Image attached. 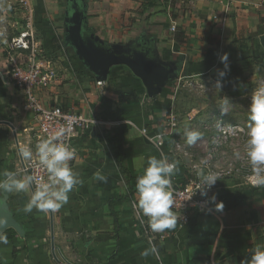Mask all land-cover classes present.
<instances>
[{
	"label": "crops",
	"instance_id": "obj_1",
	"mask_svg": "<svg viewBox=\"0 0 264 264\" xmlns=\"http://www.w3.org/2000/svg\"><path fill=\"white\" fill-rule=\"evenodd\" d=\"M3 1H0V17L10 14L12 27L19 30L20 15L25 10L17 5V0H7L13 3L10 12ZM64 1L62 14L60 0H30L36 30L58 69L57 78L40 93L41 98L47 105L90 112L105 123L96 131L78 137V157L70 167L79 174L82 184L69 193L68 203L59 210L50 211L47 216L32 214L24 210L28 194L0 192V200L22 229L7 244L0 243V264H80L79 260L85 264L247 262L254 248H264V186H251L238 177L221 180L214 200L215 205L219 202L224 205L222 210H217L218 217H191L188 222H181L180 214L173 210L177 226L164 233L147 234L132 205L137 199V177L143 174L149 157L166 154L165 148H157L141 130L165 129L171 108L182 103V80L207 79L216 85L218 79L222 83L234 77L244 80L249 70L254 72L250 80L255 81L259 71H264V0H244L228 13L221 0ZM70 2L71 13L82 11L84 40L96 46H137L159 61L174 64L173 77L162 91L150 97L141 80L127 66L113 70L106 80L100 81L78 55L75 58L68 54L66 49L71 44L66 39L62 43L60 35H66L65 13ZM173 25L176 31L171 30ZM177 34L183 37V43L177 40ZM3 48L0 43V63L4 65ZM224 53H228V69L220 60ZM221 69L226 71L223 78L218 76ZM0 71L2 173L20 169L11 161L15 156L19 158L14 133L21 148H30L37 121L24 111L23 92L10 84L4 74L5 67L0 66ZM239 82L227 84L236 89L241 85ZM115 90L133 96L121 108L123 122L130 127L124 142V164L134 177L131 182L121 174L116 161L118 152L112 130L119 126L116 123L119 120L105 119L100 107L107 99L119 100ZM112 109H116V104ZM2 121H9L12 126ZM98 170L107 177L106 182L94 178ZM113 190L130 194L118 207V232L107 208ZM143 218L148 223V218ZM46 222L50 224L49 230ZM222 224L225 229L216 242ZM156 239L162 247L159 259L154 255L142 257L140 254L149 247V240ZM114 252L117 254L110 258Z\"/></svg>",
	"mask_w": 264,
	"mask_h": 264
},
{
	"label": "built area",
	"instance_id": "obj_2",
	"mask_svg": "<svg viewBox=\"0 0 264 264\" xmlns=\"http://www.w3.org/2000/svg\"><path fill=\"white\" fill-rule=\"evenodd\" d=\"M22 6L26 9L23 25L18 33L13 35L6 44L3 57L5 59V76L9 82L20 88L24 95L23 109L27 114H32L37 121L30 140V149L33 151V158L25 161L20 154V144L17 134L14 139L19 152V162L24 174H35L47 180L46 170L39 165L38 157L35 155L36 145L42 139L47 138L52 132L64 127L69 128L64 142L74 149L75 158L78 157L77 139L81 134L91 133L103 126L105 121L96 115L78 110H67L60 106L45 104L40 93L49 88L58 76L56 67L53 65L51 56L45 50L43 38L35 27L33 11L30 0H21ZM226 13L230 12L244 0H221ZM176 31V26L171 27ZM256 90V89H255ZM254 90V91H255ZM249 93L248 99L252 101L253 92ZM193 115H188L187 121L191 123ZM123 121L116 122L120 124ZM11 124V123H10ZM183 123L179 119L175 108H171L167 125L163 131L149 132L147 128H142V133L160 150L166 149L163 156L169 162H177L178 170L172 177V191L174 207L173 210L180 214L181 222H188L191 217L206 215L219 216L215 207L213 195L221 180L237 178L241 175H248L247 182L252 186H258L256 175L252 174V167L247 162L245 154V144L248 139L249 125L241 122H223L215 120L212 124H203L210 129L211 134L205 148L200 144L196 147L201 148L204 157L196 161L193 157V150L185 144L182 133ZM12 126V124H11ZM168 138V139H167ZM241 144L242 147H237ZM197 148V149H198ZM240 153V157L236 153ZM227 159L222 165L213 162L212 159ZM209 172L219 174V180L208 190L207 196H202L200 190L206 188L202 182V176ZM143 219L142 226L147 234H151L147 221ZM141 221V218H140ZM225 226H220L217 240L221 238ZM215 264V262H213Z\"/></svg>",
	"mask_w": 264,
	"mask_h": 264
},
{
	"label": "clouds",
	"instance_id": "obj_3",
	"mask_svg": "<svg viewBox=\"0 0 264 264\" xmlns=\"http://www.w3.org/2000/svg\"><path fill=\"white\" fill-rule=\"evenodd\" d=\"M225 69L229 68L228 53L220 56ZM226 71L221 69L218 76L223 78ZM216 85L222 86V80L218 79ZM222 112L226 113L222 107ZM248 139L245 144V154L247 162L256 170L264 167V87L256 89L252 94V103L249 108ZM69 128H60L42 139L36 145L35 155L38 163L47 172V180L35 174H20L16 171L5 170L0 173V192L3 193H26L29 200L25 205L26 212L33 209L38 212L48 214L50 211L59 210L69 201V193L74 188L82 184L79 174L75 172L69 162L75 158V151L64 142ZM203 135L197 130H186V142L188 145L196 143ZM20 154L25 161L33 158V151L28 147H23ZM236 156L239 158L240 153ZM178 170L177 162H169L163 155L149 157L147 167L142 175L137 177L136 192L137 199L133 202V209L137 211L138 217L148 218V227L153 233H164L166 230L175 229L177 217L173 212L174 200L172 191V177ZM97 181L106 182L107 177L101 171L94 174ZM219 180V174L209 172L202 176V182L206 188L200 190L202 196H207L211 189ZM215 200V195L212 197ZM216 209L222 210L224 205L220 202L215 205ZM4 221L0 220V224ZM0 243L7 244L5 235L0 233ZM142 257L154 255L159 259L158 247L149 240V247L144 249ZM242 264H264V248L257 246L251 252L250 259Z\"/></svg>",
	"mask_w": 264,
	"mask_h": 264
},
{
	"label": "rangeland",
	"instance_id": "obj_4",
	"mask_svg": "<svg viewBox=\"0 0 264 264\" xmlns=\"http://www.w3.org/2000/svg\"><path fill=\"white\" fill-rule=\"evenodd\" d=\"M6 1L7 0H4L2 2L4 4L3 6L8 8L11 12L13 10L12 9L13 3L12 1H9V3ZM18 3L20 5L19 7L26 11V9L22 6L23 4L22 1L17 0V5ZM64 6H65V1L60 0V8L62 14L64 12V8L62 9V7ZM25 11L23 16L22 14L20 15V21L22 25L23 23H25L24 21ZM12 20L13 17L10 14L8 15L5 13V15L0 17V28L2 29V34L0 35V43L3 45L4 48L8 43V41L11 39V37L18 33V30L14 29L11 25ZM60 39L62 43H65L64 33H61ZM4 48L2 50V53L4 51ZM66 50L68 54H71L75 58H78L77 54L75 53V51L71 46H68V49ZM0 66L5 67V64L3 65L0 63ZM123 68L124 67H122V69ZM56 70L58 69L56 68ZM253 74L254 72H250L249 70H247V72L244 74L245 76L244 80H240V78L237 77L226 79L224 81L225 83H222L221 87L213 84L212 82L207 81V79H200L197 81L196 80L190 81L189 79L182 80V87H181L182 96L180 97L182 103L179 106L177 105V107H175V112L178 114L181 123H183L181 129L184 135L185 144L187 147L192 148L193 150L192 155L196 161H199L201 160V158L204 157L203 153L201 152L202 147L198 148L196 146L201 144L203 148H205L211 136V134L209 133L210 129L205 128L203 124L205 123L212 124L215 120L218 119L222 120L223 122H229V123L241 122L247 125L251 123V121L249 120V115H250L249 108L252 101L248 99L249 93L254 91L255 89L264 87V71L262 72L259 71V73L257 74L258 80L255 81L250 80V75ZM228 81L231 82L237 81V83L238 81H241L239 82L241 85L236 89H231L230 86L227 84ZM10 84L14 85L12 82H10ZM222 107L225 109L226 113L222 112ZM191 113L194 114L193 115L194 118L191 121V123H189L187 121V118L188 115H190ZM186 130H197L203 133V135L196 141V143L192 145H188L185 136ZM237 147L241 148L242 145L237 144ZM11 161L12 164L16 166V169L20 168L17 169L16 172H19L20 174L23 175L24 173L21 170L19 158L15 156L14 158L11 159ZM212 161L217 162L219 165H222L225 162H227V159L226 158L218 159L214 157ZM251 175H256V177L258 178L257 179L259 183L258 186H264V167L258 168L256 170L253 169ZM247 177L248 175H241L238 178H242L245 181H248ZM31 213L39 214L41 212H38L37 210L33 209ZM13 215L15 216V212H13ZM49 227L50 224L46 222V228H48V230ZM52 232L54 233L53 226H52ZM54 255L56 256L55 252ZM79 262L80 264H85L84 260L82 261L79 260Z\"/></svg>",
	"mask_w": 264,
	"mask_h": 264
},
{
	"label": "water",
	"instance_id": "obj_5",
	"mask_svg": "<svg viewBox=\"0 0 264 264\" xmlns=\"http://www.w3.org/2000/svg\"><path fill=\"white\" fill-rule=\"evenodd\" d=\"M72 18V23L66 24V29H69L71 32H73L74 29L77 37H81V39L83 37L84 40L85 36H81V28L83 26L82 11L75 10L72 13ZM68 19L69 17H66V21H68ZM93 39L98 40L95 36ZM262 43L264 45V40ZM86 45L91 49L88 53L91 62L80 55L79 57L87 67L97 75L98 80H106L114 67L127 66L129 70L141 80L150 97H154L162 91L165 83L173 77L176 70L174 64L159 61L146 50H141L137 46H122L121 44H113L106 47L101 46L104 47V53L98 55V49H102L100 46H96L89 41H87ZM2 122L11 126L9 121ZM0 220L4 221V223L0 224V233H3L8 228H14L18 233L22 232L21 226L12 216L5 202L1 200Z\"/></svg>",
	"mask_w": 264,
	"mask_h": 264
},
{
	"label": "trees",
	"instance_id": "obj_6",
	"mask_svg": "<svg viewBox=\"0 0 264 264\" xmlns=\"http://www.w3.org/2000/svg\"><path fill=\"white\" fill-rule=\"evenodd\" d=\"M176 38H177V40L179 42L183 43L185 41L180 34L179 35L177 34ZM115 93L119 97L118 101L115 102L112 99H107L106 103H103V104L100 103V107H103V117L105 119L123 121L125 116H124V113H122V111H121L122 105L127 100L132 99L133 96H131L130 94L124 93L122 91H118V90H115ZM113 104H116V109L115 110L112 109V105ZM129 128H130L129 124L127 122H121L119 124V126H117L116 128H114L112 130L113 142H114V145H115V149L118 152L117 159H116L117 166H118L121 174L126 176L127 182H131L132 180H134V177L132 176V172L124 164L125 159H126L124 142H125L126 135H127L128 131H129ZM129 198H130V194L129 193H122V192H120L118 190H113V192L111 193L110 199L108 201L107 208L109 210L110 215L114 217L115 229L117 230V232L119 231L118 230V225H119V220H118L119 211H118V207L125 200H127ZM147 227H148V225H147ZM148 229L150 230L149 227H148ZM2 234L7 237L8 241H10L14 237H16L18 232L14 228H8ZM117 237H119V236L117 235ZM153 243L158 247L159 255H161L162 247H161L160 242L156 239V240H153ZM15 253H16V251H14V254ZM116 254H117V252H114L110 258H113Z\"/></svg>",
	"mask_w": 264,
	"mask_h": 264
},
{
	"label": "flooded vegetation",
	"instance_id": "obj_7",
	"mask_svg": "<svg viewBox=\"0 0 264 264\" xmlns=\"http://www.w3.org/2000/svg\"><path fill=\"white\" fill-rule=\"evenodd\" d=\"M71 7L72 4L71 2L69 3V6L66 8V13H65V18L69 17L68 21H66V24H70L72 23V13H71ZM85 32L82 30L81 31V36L84 35ZM65 39L67 40V42H69L71 44V47L73 48V50L75 51L76 54H78V56H82L84 57V59H86L87 61L91 62V58H89L88 53L90 47L86 45L87 41L83 40V37L81 39V37H77V35L75 34V30L73 29V32H71L69 29H66V35H65ZM89 45V44H88ZM101 47V46H100ZM102 49H98V55H101L102 53H104V47H101ZM123 66H118V67H114L113 70L116 69H120Z\"/></svg>",
	"mask_w": 264,
	"mask_h": 264
}]
</instances>
